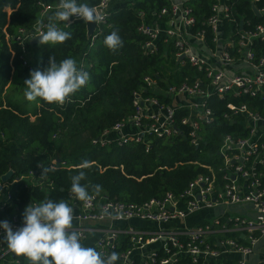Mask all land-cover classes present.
<instances>
[{"label":"built area","instance_id":"obj_1","mask_svg":"<svg viewBox=\"0 0 264 264\" xmlns=\"http://www.w3.org/2000/svg\"><path fill=\"white\" fill-rule=\"evenodd\" d=\"M167 1L168 6L151 12L150 22L142 21L136 28L146 38L140 46L142 54L161 52L175 66L190 67L192 74L177 84L156 74L155 78L145 75L131 93L132 114L103 129L90 143L100 147L134 143L147 152L155 139L181 137L198 148L204 139L202 129L212 123L219 101L222 119L237 120L240 131L221 137L215 153L220 163L201 165L206 174L197 175L179 194L165 192L138 204L95 194H89L90 201H79L70 192L73 230L83 246L104 255L117 252L116 264H246L245 258L264 236V55L255 56L253 51L256 41H264V3ZM108 2L99 0L91 6L105 17L94 24L91 40L100 25H109ZM58 4L59 0H37L40 20L16 30L24 54V43L37 34L43 16L56 11ZM247 8L254 18L245 17ZM241 97L254 105L232 102ZM5 186L0 181V201L7 195ZM242 204L250 205L253 214L204 215L214 208ZM200 213L193 224L187 223ZM11 225L15 231L23 226V219L13 218ZM1 239L3 229L0 264H16Z\"/></svg>","mask_w":264,"mask_h":264},{"label":"trees","instance_id":"obj_2","mask_svg":"<svg viewBox=\"0 0 264 264\" xmlns=\"http://www.w3.org/2000/svg\"><path fill=\"white\" fill-rule=\"evenodd\" d=\"M36 1L0 0V176L7 170L12 172L6 181L7 195L0 201V221L11 224L13 218L23 219L26 205L46 199L68 203L72 177L85 160L91 167L84 170L86 178L80 183L89 194L138 204L160 198L165 192L179 194L197 175L206 174L201 165L215 167L220 163L215 153L221 137L240 131L237 120L229 123L222 119V101L215 104L212 123L203 127L204 139L198 148L181 137L155 139L147 152L134 143L120 147L90 143L103 129L132 114L131 93L141 86L145 75L155 78L156 74L157 78L177 84L192 74L190 67L175 66L161 52L147 57L142 54L140 46L146 38L136 28L142 21L150 22L151 12L168 6L167 0H109V25H100L93 40L86 36L82 20L70 18L66 21L68 27L63 22H57V27L71 32V39L56 45L26 41L24 54L15 33L19 27L27 28L40 20ZM98 1L77 3L92 6ZM263 3L258 0L256 6ZM4 6L9 7L8 14ZM54 12L43 16L46 25ZM245 17L254 18L249 8ZM112 31H117L123 41L115 52L104 45ZM29 49L38 52L37 60L28 56ZM253 51L255 56L264 55V41H256ZM50 56L57 63L73 58L77 67L90 75L87 85L63 106L39 98L28 101L24 95V81L30 71H43ZM232 102L246 103L250 108L254 105L246 97ZM39 165L50 170L42 173ZM94 185L100 186L99 192ZM8 257L16 264H30L12 252Z\"/></svg>","mask_w":264,"mask_h":264},{"label":"clouds","instance_id":"obj_3","mask_svg":"<svg viewBox=\"0 0 264 264\" xmlns=\"http://www.w3.org/2000/svg\"><path fill=\"white\" fill-rule=\"evenodd\" d=\"M70 17L94 24L102 23L105 19L87 3L59 0L57 10L48 17L50 22L44 25L41 21L35 30L37 34L32 38H38L41 45L63 44L71 39L72 33L57 27V22H63L68 27L66 21ZM104 45L115 52L123 46V41L117 31H112L105 37ZM89 80V73L78 69L75 59L65 58L57 63L55 57L50 56L43 71H30L29 78L24 81V95L28 101H36L39 98L48 104L63 106L66 101L70 102V97L86 86ZM90 167L88 161H82L78 174L72 177L70 191L79 201L91 200L87 188L80 183L86 178L84 170ZM49 170L42 168V173ZM92 187L99 192V185ZM22 217L23 226L15 231L7 220L0 221V229L4 230L7 248L16 256L25 257L30 264H116L120 259L115 251L104 255L95 248L81 244L80 234L73 230V208L64 200L54 202L46 199L35 206L28 204L22 212Z\"/></svg>","mask_w":264,"mask_h":264},{"label":"crops","instance_id":"obj_4","mask_svg":"<svg viewBox=\"0 0 264 264\" xmlns=\"http://www.w3.org/2000/svg\"><path fill=\"white\" fill-rule=\"evenodd\" d=\"M8 6H4V10L8 13ZM234 213L231 214H240V215H252L253 209L248 204L234 205L230 207H218L209 211H205L204 215L212 218L222 213H227L228 209ZM230 214V213H229ZM201 216L200 214L191 216L187 221L188 224H193L194 221ZM246 264H264V236L259 238L258 241L253 246L252 252L246 258Z\"/></svg>","mask_w":264,"mask_h":264},{"label":"water","instance_id":"obj_5","mask_svg":"<svg viewBox=\"0 0 264 264\" xmlns=\"http://www.w3.org/2000/svg\"><path fill=\"white\" fill-rule=\"evenodd\" d=\"M83 23H84V27H85V34H86V36H89L93 30L94 23H85L84 21H83ZM36 42H38V38H32L29 41L30 44L36 43ZM11 175H12V172L10 170H7L4 174H2L0 176V181L2 183H5L10 178Z\"/></svg>","mask_w":264,"mask_h":264},{"label":"rangeland","instance_id":"obj_6","mask_svg":"<svg viewBox=\"0 0 264 264\" xmlns=\"http://www.w3.org/2000/svg\"><path fill=\"white\" fill-rule=\"evenodd\" d=\"M28 56H31L32 58H34L36 60L39 58L38 52L37 51L30 50V49L28 50ZM30 120H32V117L30 118ZM227 213H230L231 214V213H234V212H232V211H230L228 209Z\"/></svg>","mask_w":264,"mask_h":264}]
</instances>
